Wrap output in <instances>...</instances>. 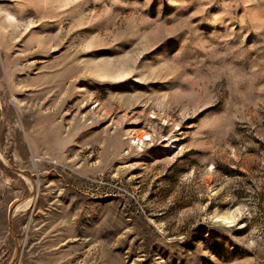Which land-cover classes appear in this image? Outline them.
Here are the masks:
<instances>
[{"label": "rangeland", "instance_id": "rangeland-1", "mask_svg": "<svg viewBox=\"0 0 264 264\" xmlns=\"http://www.w3.org/2000/svg\"><path fill=\"white\" fill-rule=\"evenodd\" d=\"M263 260L264 0H0V264Z\"/></svg>", "mask_w": 264, "mask_h": 264}, {"label": "built area", "instance_id": "built-area-1", "mask_svg": "<svg viewBox=\"0 0 264 264\" xmlns=\"http://www.w3.org/2000/svg\"><path fill=\"white\" fill-rule=\"evenodd\" d=\"M259 264H264V260H263V261H261Z\"/></svg>", "mask_w": 264, "mask_h": 264}, {"label": "clouds", "instance_id": "clouds-1", "mask_svg": "<svg viewBox=\"0 0 264 264\" xmlns=\"http://www.w3.org/2000/svg\"><path fill=\"white\" fill-rule=\"evenodd\" d=\"M10 20L13 19L11 16L8 17Z\"/></svg>", "mask_w": 264, "mask_h": 264}]
</instances>
